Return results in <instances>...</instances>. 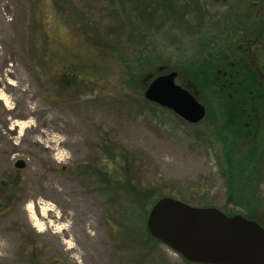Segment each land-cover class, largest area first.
<instances>
[{
	"label": "rangeland",
	"instance_id": "rangeland-1",
	"mask_svg": "<svg viewBox=\"0 0 264 264\" xmlns=\"http://www.w3.org/2000/svg\"><path fill=\"white\" fill-rule=\"evenodd\" d=\"M194 3L0 0V264H196L150 236L145 212L155 203L147 207L141 193L251 212L264 226V118L262 155L248 179L231 175L218 138L230 119L187 70L215 41L220 52L263 19L264 0ZM173 71L206 107L197 125L144 97L153 79ZM46 132L65 143L32 144ZM43 210L59 223L44 221Z\"/></svg>",
	"mask_w": 264,
	"mask_h": 264
},
{
	"label": "water",
	"instance_id": "water-1",
	"mask_svg": "<svg viewBox=\"0 0 264 264\" xmlns=\"http://www.w3.org/2000/svg\"><path fill=\"white\" fill-rule=\"evenodd\" d=\"M176 71L153 79L148 102L172 111L190 125L201 123L206 107L177 84ZM16 166L25 167L23 162ZM150 236L196 264H264V227L242 215L228 216L214 207H193L173 197L155 202L147 219Z\"/></svg>",
	"mask_w": 264,
	"mask_h": 264
},
{
	"label": "trees",
	"instance_id": "trees-1",
	"mask_svg": "<svg viewBox=\"0 0 264 264\" xmlns=\"http://www.w3.org/2000/svg\"><path fill=\"white\" fill-rule=\"evenodd\" d=\"M192 5L194 3V0H190ZM197 7H199L198 5H196ZM198 12L200 14L206 13L204 12L203 9H201L199 7ZM214 45H217L218 42L216 43V41L214 42ZM213 45V46H214ZM213 46H209L208 48H211L212 51L206 53L205 56H198L194 59H192L189 63H188V67L187 70L189 72L188 75L191 76V78L194 80L196 86L198 87L199 91L201 92H206V91H210V94L214 97V99H216L220 104L219 106H221V114L219 116H223L224 118L229 117L230 119V125H228V129L226 126H224L223 130H220V133L218 134V138L223 142L224 147H226V156H227V160L229 162V164L231 165L230 168V173L231 175L236 173L239 174L240 177L244 178V179H248L249 177V170L247 169V167L249 165H251L253 162L256 161V158L261 156L262 154L259 153V149H258V140L253 139L251 140V145L249 147V150L245 151V154L241 157L242 160L240 158H236L235 153L237 149H241V147L239 146V140L237 138H245L246 139V134L248 133L250 138H254L253 135L251 134V132L249 130H247L244 126H243V122L248 121V116L250 117H257V118H264V106H261L262 111L260 110L259 107H257V110L259 108V111L253 112L252 108H246L242 109L240 107H236L235 104H229L230 107V112H228V104L226 103V101L228 102H235L237 99H244L246 100L247 97L246 95L248 94V91L246 89H243L244 91L242 92V97H239V93L230 90V92L232 95V98L230 99L229 96L225 93L224 89L222 88V76L220 75V70H221V57H220V52L218 50V52L214 51ZM216 48H218L217 46H214ZM256 87L258 88L256 91H254L253 95L250 94V96L248 97L249 99H253V100H261L263 99V91L261 90V88L258 86V84L256 85ZM172 112V111H171ZM173 113V112H172ZM241 124V129H239L237 127V123ZM225 125V124H224ZM229 132L230 137L229 138H225V136H222V133L224 134L225 131ZM247 130V132H246ZM248 139V137H247ZM239 146V147H238ZM256 151H258V153H256ZM232 178V176H231ZM237 187V186H236ZM235 186L231 187L232 192L234 191V189L236 188ZM129 186L125 187L126 191H129ZM246 190H251L249 188V186H245ZM139 194V193H138ZM137 193L133 194L132 198L133 200H135V203L140 202L142 205L144 202L143 199H139ZM151 195V194H150ZM149 195V200H146L145 198H147V195H143V193L140 194V196L144 197V200L146 202H149L148 206H152L157 200L165 197L164 195H158V193H155L152 197H155L156 200L153 202L152 197H150ZM230 202H235L234 201V196H231L230 198ZM141 205V206H142ZM146 205V203H144V206ZM143 207V206H142ZM145 209L146 206H145ZM253 212V211H252ZM146 217L148 218L149 212L148 210H146ZM232 215V214H231ZM251 212H248V215L246 217L253 219V217H251Z\"/></svg>",
	"mask_w": 264,
	"mask_h": 264
},
{
	"label": "flooded vegetation",
	"instance_id": "flooded-vegetation-1",
	"mask_svg": "<svg viewBox=\"0 0 264 264\" xmlns=\"http://www.w3.org/2000/svg\"><path fill=\"white\" fill-rule=\"evenodd\" d=\"M256 21L257 22L254 23L253 21H250V24L253 23V25L248 26L250 28L245 29V31L241 30V33H239V37L235 41H225L223 48L220 51V57L222 60L220 75L222 76V88L224 89L225 93L231 99L232 95L231 93H228L230 92V90L239 93V97H242L241 94L244 91L243 89H246L248 91L246 100L241 98L237 99L235 102L226 101V103L235 104L236 107H240L245 110L246 108H252L253 112H256L257 107H260V105L264 106V97L262 101L248 98L250 94L253 95L254 91L258 89L256 87L257 84L263 91L264 96V18ZM235 30L236 29H234V31ZM227 108V111L230 112L229 104ZM259 119L260 118H257L256 116H248V121L243 122V126L247 130H249L254 137L251 139L249 134L247 133L246 139L237 138L239 140V146L242 148L243 152L249 150L251 140L257 138ZM229 123L230 121H226L227 129L228 125H230ZM237 127L241 129V124L237 123ZM225 134V138L230 137L227 130L225 131ZM101 183L109 184L111 183V181L102 180ZM229 216L234 215L229 214ZM244 217L250 220H255L259 224H261L254 218L251 219L246 216Z\"/></svg>",
	"mask_w": 264,
	"mask_h": 264
},
{
	"label": "bare ground",
	"instance_id": "bare-ground-1",
	"mask_svg": "<svg viewBox=\"0 0 264 264\" xmlns=\"http://www.w3.org/2000/svg\"><path fill=\"white\" fill-rule=\"evenodd\" d=\"M8 88L18 90V86L15 84L14 81L9 82ZM23 106H24L25 111H31L32 110V108H30L27 103L23 104ZM19 125H23V124L22 123L15 124V126H19ZM41 137L42 138L44 137L45 139H41ZM64 143L65 142L62 139L57 138L55 136H51L48 132L42 133V136H40V139L32 140V144L37 145V146L42 147V148H47L49 150H53L56 147H58ZM27 208L32 213L33 218L34 219L37 218L36 207L32 204H29ZM50 215H52V216H50ZM48 218L54 219V223H59V221H60L59 215L54 210H43L42 219L44 221H47ZM42 221L40 219V222H39V228L41 230H43V228L45 226V223H43ZM49 224L51 225L52 222H50Z\"/></svg>",
	"mask_w": 264,
	"mask_h": 264
}]
</instances>
